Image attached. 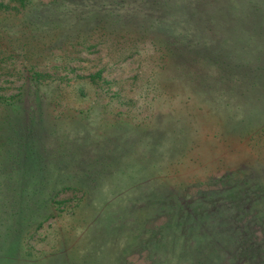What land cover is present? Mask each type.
Returning a JSON list of instances; mask_svg holds the SVG:
<instances>
[{
    "label": "rangeland",
    "instance_id": "1",
    "mask_svg": "<svg viewBox=\"0 0 264 264\" xmlns=\"http://www.w3.org/2000/svg\"><path fill=\"white\" fill-rule=\"evenodd\" d=\"M0 96V264H264V0L0 11Z\"/></svg>",
    "mask_w": 264,
    "mask_h": 264
},
{
    "label": "trees",
    "instance_id": "2",
    "mask_svg": "<svg viewBox=\"0 0 264 264\" xmlns=\"http://www.w3.org/2000/svg\"><path fill=\"white\" fill-rule=\"evenodd\" d=\"M105 2H110V0H104ZM122 1V0H121ZM35 0H10V3H4V2H0V11H25L27 9V6L30 4H34ZM65 63V62H64ZM26 72H27V79H30L28 81H35L36 83H38L40 86H44V84H46L47 82L52 83L55 82L56 79L53 78L52 75L48 74L46 71L43 70H39L37 69V66H35L34 64H30L27 68H26ZM27 83L26 80L22 81V87L24 86V84ZM20 85V87H21ZM18 88V87H17ZM11 90H14L11 87ZM35 95L39 94V91H35L34 92ZM1 99H3L5 102L11 104V102L13 100H11L10 98H5L0 96Z\"/></svg>",
    "mask_w": 264,
    "mask_h": 264
}]
</instances>
